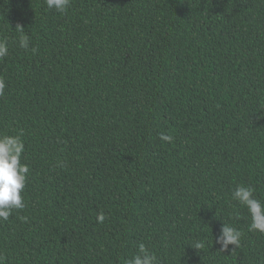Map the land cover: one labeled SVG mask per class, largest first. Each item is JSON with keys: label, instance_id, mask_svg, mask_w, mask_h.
Wrapping results in <instances>:
<instances>
[{"label": "trees", "instance_id": "trees-1", "mask_svg": "<svg viewBox=\"0 0 264 264\" xmlns=\"http://www.w3.org/2000/svg\"><path fill=\"white\" fill-rule=\"evenodd\" d=\"M0 39V136L29 168L3 264H127L141 242L158 264H264L231 199L264 202V0H0Z\"/></svg>", "mask_w": 264, "mask_h": 264}, {"label": "clouds", "instance_id": "clouds-1", "mask_svg": "<svg viewBox=\"0 0 264 264\" xmlns=\"http://www.w3.org/2000/svg\"><path fill=\"white\" fill-rule=\"evenodd\" d=\"M48 9L57 12H66L70 0H45ZM19 34V46L26 51L29 50V37L22 25L16 26ZM33 53L35 47L30 49ZM8 55V42L0 39V58ZM4 81L0 79V94H3ZM162 141L171 142L173 137L165 133L160 134ZM24 151V143L21 136H0V222L8 220L13 210L25 208L22 192L27 181L29 168L21 163V156ZM231 199L240 206L247 209L251 223L249 231H258L264 234V202L257 199L254 189L250 186L237 185L231 193ZM26 221L27 217H19ZM105 219L103 213L98 214L97 220L102 223ZM242 233L235 227L223 223L220 234L216 236L215 243L220 245V251L226 252L229 245L239 246ZM191 247L196 250L204 248L203 241L194 242ZM0 264H3V257H0ZM127 264H158L157 256L141 242L137 246V252L127 261Z\"/></svg>", "mask_w": 264, "mask_h": 264}]
</instances>
